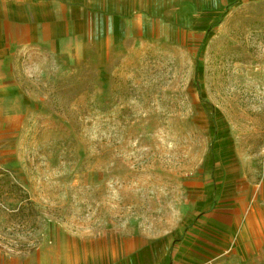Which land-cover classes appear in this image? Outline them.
<instances>
[{
  "label": "rangeland",
  "instance_id": "rangeland-1",
  "mask_svg": "<svg viewBox=\"0 0 264 264\" xmlns=\"http://www.w3.org/2000/svg\"><path fill=\"white\" fill-rule=\"evenodd\" d=\"M106 1L137 22L113 13L107 56L0 66V176L36 210L13 230L6 194L0 246L110 264L171 235L166 264H264V0Z\"/></svg>",
  "mask_w": 264,
  "mask_h": 264
},
{
  "label": "crops",
  "instance_id": "crops-1",
  "mask_svg": "<svg viewBox=\"0 0 264 264\" xmlns=\"http://www.w3.org/2000/svg\"><path fill=\"white\" fill-rule=\"evenodd\" d=\"M113 13H120L119 33L128 37L137 22L126 20L123 13H128V9L123 4L114 6L106 0H0V66L11 65L17 57L27 61L38 54L66 57L72 62L96 60L103 50L107 56L114 34ZM137 240L141 243L128 250L120 261L110 264L169 262L171 235L155 239L152 245L145 244L142 235H137ZM160 241L169 247L162 251L157 247ZM186 249L196 253L193 247H181L182 252ZM68 258V251L53 249L52 245L38 252L0 248V264H73Z\"/></svg>",
  "mask_w": 264,
  "mask_h": 264
},
{
  "label": "trees",
  "instance_id": "trees-1",
  "mask_svg": "<svg viewBox=\"0 0 264 264\" xmlns=\"http://www.w3.org/2000/svg\"><path fill=\"white\" fill-rule=\"evenodd\" d=\"M1 173V171H0ZM22 188L7 179L5 176H0V205L5 199V195L9 194L13 199H16L18 205H16V212L14 213V219L12 222V229L18 231L19 228H30L34 226V218L36 210L34 203L26 199V196L22 195ZM1 241V237H0ZM2 249V247L0 246Z\"/></svg>",
  "mask_w": 264,
  "mask_h": 264
},
{
  "label": "bare ground",
  "instance_id": "bare-ground-1",
  "mask_svg": "<svg viewBox=\"0 0 264 264\" xmlns=\"http://www.w3.org/2000/svg\"><path fill=\"white\" fill-rule=\"evenodd\" d=\"M166 1H167V0H159V1H158V4H157V7H158L159 9H163V5H164V3H166Z\"/></svg>",
  "mask_w": 264,
  "mask_h": 264
},
{
  "label": "built area",
  "instance_id": "built-area-1",
  "mask_svg": "<svg viewBox=\"0 0 264 264\" xmlns=\"http://www.w3.org/2000/svg\"><path fill=\"white\" fill-rule=\"evenodd\" d=\"M203 264H206V263H203Z\"/></svg>",
  "mask_w": 264,
  "mask_h": 264
}]
</instances>
